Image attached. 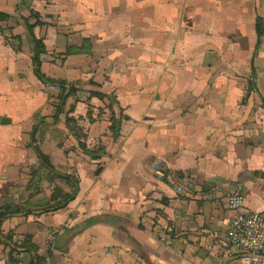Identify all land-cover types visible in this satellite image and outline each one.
<instances>
[{"label":"crops","instance_id":"1","mask_svg":"<svg viewBox=\"0 0 264 264\" xmlns=\"http://www.w3.org/2000/svg\"><path fill=\"white\" fill-rule=\"evenodd\" d=\"M0 12V206L69 190L35 147L79 179L65 208L0 221V264L30 263L8 232L31 234L42 256L50 247L47 264H233L227 193L264 207V0H0ZM29 25L45 78L80 85L60 111L61 89L35 73ZM83 38L90 53L62 54ZM109 98L128 116L118 137ZM71 108L99 158L78 148Z\"/></svg>","mask_w":264,"mask_h":264},{"label":"trees","instance_id":"2","mask_svg":"<svg viewBox=\"0 0 264 264\" xmlns=\"http://www.w3.org/2000/svg\"><path fill=\"white\" fill-rule=\"evenodd\" d=\"M37 17V14H34ZM6 15L2 12H0V19L5 18ZM33 26L29 25V34L31 37L32 47H31V55H32V62L34 65L35 73L38 75L39 78L48 81L50 84L56 85L61 89V92L59 94V100L57 104V110L60 111L62 109L66 98L69 95L75 94L78 90H80V85H78V82H67L65 80H54L50 78H45V76L41 73L40 70V55L45 52V48L43 43L40 39H37L34 34L32 33ZM256 33H257V43L259 42V39L262 35V27L260 20L256 23ZM91 46L92 42L90 38H83L82 44L77 47H68L65 52H63V55H67L70 53H90L91 52ZM90 96H97L99 98H104L107 96L106 94L100 92L91 90L89 91ZM109 104L107 105V108L110 112V125L109 130L111 131L112 135L115 137H118L121 123L124 119H127L128 116L123 114L122 109L118 106L114 98H109ZM73 111V108L69 109L66 112V126L71 131V133L74 135L75 139L77 140V146L78 148L88 156L92 157L93 159L99 158L100 151L103 149L102 146H98L96 148H89L85 144V137L86 134L83 130V127L79 125V120L77 118H74L72 116H69L68 114ZM88 118L91 120V110L89 109L87 112ZM80 119V118H79ZM36 131V127L33 129V134ZM34 140V139H33ZM34 142V141H33ZM35 152L37 154L38 162L41 164L42 167H44L47 171V179L49 181H52L53 179L62 180L66 183V185L69 187V190H64L60 186H53L51 189V193L49 196L40 201L39 203H30L29 205H22V204H5L0 206V221L7 215H11L13 213H24L29 214L33 210H41L42 212H50V211H56L62 208H65L70 201H72L77 193L78 190V177L62 173L56 171L54 165L51 162V159L48 155L44 154L39 148L35 147ZM37 175V171L33 170L31 171V178L29 182L34 180V177ZM41 190H36V193H39ZM5 241L3 242L6 245H11L13 251H15L17 248L23 250L24 252H27L30 255V263L29 264H47L48 259L50 258L52 254V249L50 247L46 250V255L42 256L38 253V245L35 244L32 240L31 234H24L20 236L19 238H15L14 233L8 232L4 235ZM9 261L12 263H18L17 259L9 257Z\"/></svg>","mask_w":264,"mask_h":264},{"label":"built area","instance_id":"3","mask_svg":"<svg viewBox=\"0 0 264 264\" xmlns=\"http://www.w3.org/2000/svg\"><path fill=\"white\" fill-rule=\"evenodd\" d=\"M176 190L184 193L186 188L178 185ZM206 196L211 197L210 194ZM225 203L232 212L224 238L230 260L233 264H264V207L248 209L240 191L227 193Z\"/></svg>","mask_w":264,"mask_h":264},{"label":"water","instance_id":"4","mask_svg":"<svg viewBox=\"0 0 264 264\" xmlns=\"http://www.w3.org/2000/svg\"><path fill=\"white\" fill-rule=\"evenodd\" d=\"M9 122H10L9 118L0 115V125L7 124Z\"/></svg>","mask_w":264,"mask_h":264},{"label":"rangeland","instance_id":"5","mask_svg":"<svg viewBox=\"0 0 264 264\" xmlns=\"http://www.w3.org/2000/svg\"><path fill=\"white\" fill-rule=\"evenodd\" d=\"M85 141H86V139H85ZM86 144V143H85ZM98 146H102L101 144H98V143H96L95 145L93 144L92 145V147H90V148H96V147H98ZM103 150V149H102ZM102 150L100 151V154L102 153ZM156 163H154V165H155ZM47 182V181H46ZM48 183V182H47ZM46 184V183H45ZM49 189L50 187H49V183H48V185L46 184V188L45 189ZM45 191V190H44ZM50 191H51V189H50ZM46 194V193H45Z\"/></svg>","mask_w":264,"mask_h":264}]
</instances>
